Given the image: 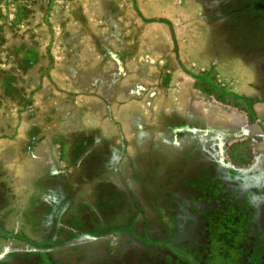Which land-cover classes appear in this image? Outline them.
<instances>
[{"label": "flooded vegetation", "instance_id": "1", "mask_svg": "<svg viewBox=\"0 0 264 264\" xmlns=\"http://www.w3.org/2000/svg\"><path fill=\"white\" fill-rule=\"evenodd\" d=\"M192 1L220 94L104 86L68 139L0 135V264H264V0Z\"/></svg>", "mask_w": 264, "mask_h": 264}, {"label": "rangeland", "instance_id": "2", "mask_svg": "<svg viewBox=\"0 0 264 264\" xmlns=\"http://www.w3.org/2000/svg\"><path fill=\"white\" fill-rule=\"evenodd\" d=\"M201 8L192 0H0V135L10 139L17 129L28 139L41 128L49 140L68 139L76 115L89 121L92 94L104 86L163 101L188 88L220 94L201 79L208 70ZM88 70L102 78H81ZM220 78L210 80L235 88Z\"/></svg>", "mask_w": 264, "mask_h": 264}, {"label": "water", "instance_id": "3", "mask_svg": "<svg viewBox=\"0 0 264 264\" xmlns=\"http://www.w3.org/2000/svg\"><path fill=\"white\" fill-rule=\"evenodd\" d=\"M201 14L200 16H198L196 19L198 21H201V23H206L205 25L207 26L206 30L207 32H205V34L203 35V33L201 34V39H200V43L202 44L201 48H206L209 45V34L212 33L213 27L215 25V23H213L212 21L210 22L209 20H207L203 13H204V8H201Z\"/></svg>", "mask_w": 264, "mask_h": 264}, {"label": "crops", "instance_id": "4", "mask_svg": "<svg viewBox=\"0 0 264 264\" xmlns=\"http://www.w3.org/2000/svg\"><path fill=\"white\" fill-rule=\"evenodd\" d=\"M219 59H220V58H219L218 56H217V57L215 56V60H219ZM234 84H235V83H234ZM187 87H189V86H187ZM188 89H189V88H188ZM188 89L186 90V91H187L186 93H187V94H190V92H188V91H189ZM181 95H182V94H174L173 96H174V97H177V99L179 100V98H181ZM162 98H163V97H161V99H162ZM88 122H90V119H89Z\"/></svg>", "mask_w": 264, "mask_h": 264}]
</instances>
